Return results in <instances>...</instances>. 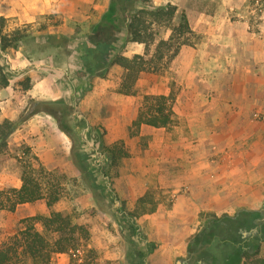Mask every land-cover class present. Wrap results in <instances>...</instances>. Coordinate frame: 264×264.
<instances>
[{"label": "crops", "instance_id": "0c3cea01", "mask_svg": "<svg viewBox=\"0 0 264 264\" xmlns=\"http://www.w3.org/2000/svg\"><path fill=\"white\" fill-rule=\"evenodd\" d=\"M216 1L218 6L210 11L202 9L201 0L170 1L185 11L191 30L202 35L203 42L196 48L184 46L172 64L183 85L172 107L180 118L179 123L169 131L149 125L140 128L141 136L155 130L166 132L164 138H155L154 142L158 145L156 148H166L169 164L166 175L171 177L165 187L175 193L168 210L160 205L155 212L139 218L141 233L148 236L141 244L136 241L145 254V264H186L180 258L188 260V240L201 230L204 222L201 214L233 216L239 209H260L263 205L264 121L250 117L254 109L264 110V101L261 103L258 98L260 91L261 94L264 91V9L256 14L257 8L251 0ZM255 2L262 4L264 0ZM206 3L211 2L206 0ZM76 5L74 0H0V15L8 22L15 21L25 27L43 16L87 24L96 19L89 9H72ZM53 28L51 33L59 32L58 27ZM88 35L89 32L83 38L74 37L75 43L86 41ZM71 38L68 37L69 43ZM127 49H135L133 55L144 52L140 43H129ZM20 54L22 50L16 51L17 56ZM82 54L81 50L71 51L63 65L52 69L56 72L51 78L55 82L67 76L70 88L64 93L60 87L55 91L43 89L50 78L37 79L38 66L21 59L23 66L18 69L31 78V88L25 91L27 98L46 101L65 95L67 100L75 99V92L85 88L89 81V75H78L83 71ZM186 58L189 61L185 68L178 69V64L184 65ZM193 61H198L201 70L190 69ZM203 71L212 73L215 80L211 88L207 86L211 91L207 99L206 92L194 88L190 82L201 79L199 74ZM151 77L155 82L149 87V93L168 96L171 92L168 79L158 85L156 75ZM10 86L0 88L1 104L8 101L4 95L11 92ZM82 102L87 117H77L78 132L89 130V93ZM139 108H135L130 123L136 120ZM179 164L181 169L176 167ZM151 242L156 247L148 251Z\"/></svg>", "mask_w": 264, "mask_h": 264}, {"label": "rangeland", "instance_id": "374dc122", "mask_svg": "<svg viewBox=\"0 0 264 264\" xmlns=\"http://www.w3.org/2000/svg\"><path fill=\"white\" fill-rule=\"evenodd\" d=\"M151 1L158 6L171 3L172 0ZM251 1H254V6L257 8L256 14H259L260 10L264 9V3ZM74 2L77 5L72 9L83 11L89 9V13L95 15L96 19L87 24L85 22H68L63 17L43 16L35 24H29L26 27L25 25H18L15 21L7 23L4 33H10L19 28L27 32L28 37L24 40L26 47L20 45L18 49L22 50L20 56H17L16 50L13 49L6 52L0 50V62L11 75L10 88H12L11 92L4 95L8 101L0 103V123L4 119L19 122L31 101H40L28 99L26 96L25 91L31 88V78L21 72V69H18L19 66H23L20 62L21 59L25 62L27 59L31 66H38V69L35 70L37 79L41 77L50 78L43 89L55 91L57 87H60L64 93L70 88L65 75L58 82L51 79L53 78L52 75L56 74L52 69L63 65L65 56L71 51L82 50L81 41L75 43L74 37H85L90 32L91 26L108 12L111 0H74ZM209 2H211L210 5L206 3V0H201L202 9L210 11L213 6H218L216 0H209ZM175 5L179 11L172 22L173 26L179 24L181 15L185 13L177 4ZM222 8L223 6L220 10ZM64 24L68 32H65ZM49 27H52L51 30H48ZM53 27H58L59 32L51 33ZM72 33L73 35L70 36ZM152 33L155 43L142 44L144 46L143 55L147 51L148 56H152L158 42L161 39L167 40V35L168 38L171 36L170 29L158 25L153 26ZM47 35L57 37L54 41V47L38 44V41L45 42ZM68 37H72L73 40L67 45L63 39ZM186 37L189 38L190 43L188 42L189 44L184 46L196 48L203 42L202 35L194 33L193 36L188 35ZM69 45L72 46V49H69ZM127 45L122 53L124 56L127 53L128 57H132L135 49L129 50ZM184 46L180 48V51ZM165 54L166 57L158 64L156 72H145L143 77L137 80L134 95L123 97L118 92L125 70L119 66H113L104 78L89 77L88 85L81 91L75 92V99L67 100L63 95L56 100L44 101L64 100L65 103L71 104L75 108L77 119V117H87L82 110V101L89 93V130L79 131V134L84 149L90 155L91 169L104 186L107 201L103 204H98L95 201L79 171L73 165L71 143L66 136L60 133L57 122L51 115L40 113L21 123L19 128L9 137L6 152L0 154V191L21 186L22 165L29 160L25 156V151L27 147H30L31 151L39 157L47 172L42 179L44 193L55 191L60 194V198L52 206H48L47 198L44 197L36 202L20 205L14 212L0 210V245L25 227L24 219L34 216H49L52 212H60L68 216L73 223L86 226L90 235L86 241V248H80L78 252L74 251L71 254H54L52 264H70L71 259L76 264H131L127 257L129 240L138 241L141 244L142 241H145L144 238H148L146 234L141 233V227L138 225L141 216L137 218L132 215L138 200L148 194L153 198L157 207L162 205L160 207H165L168 210L175 195L165 187L171 177L170 174L166 175L169 166L166 161V148H156L158 145L154 142L155 138H164L166 132L155 130L154 133L147 132L146 135L141 136V127L136 129L131 127L132 122L130 123L135 108L143 104L147 95H151L149 87L155 82L151 80L153 75H156L158 85L165 81V78L168 79L167 84L171 90L168 96L174 99L172 104L174 108V104L177 102V94L183 85L181 84V77L176 75L175 67L172 69V64L177 56L168 59L170 54ZM188 61L189 58H186L184 65L179 63L177 68L182 70ZM190 69L201 70L198 61H193ZM199 76L201 79H192L190 82L192 81L194 88L206 92L205 98L207 99L211 93L207 86L211 88L215 83L213 74L203 71L202 75L199 74ZM258 98L261 99V103L264 101V91L262 94L260 91ZM5 99L3 100L6 101ZM173 112V122L165 127L166 131L179 123L180 118L175 111ZM250 118L263 122L264 110L254 109ZM76 121L74 120V123ZM131 132H134L135 135H131ZM118 141L124 142L129 151V156L123 158L116 167H110L108 158L101 153V144L110 146ZM214 150L216 149L213 148ZM176 167L181 169L180 164ZM146 206L149 207L150 205L147 204ZM263 209L264 201L260 210ZM210 215L213 214H201L202 221ZM36 228L40 232H45L40 223L36 224ZM48 238L52 239L53 234H48ZM155 244L151 242L149 246L155 249ZM262 252L264 253V245ZM23 260L21 264H30L29 260ZM180 260H184V258H180Z\"/></svg>", "mask_w": 264, "mask_h": 264}, {"label": "trees", "instance_id": "16d2710c", "mask_svg": "<svg viewBox=\"0 0 264 264\" xmlns=\"http://www.w3.org/2000/svg\"><path fill=\"white\" fill-rule=\"evenodd\" d=\"M177 11V6L171 3L157 6L151 0H111L108 12L91 26L86 41L81 42L83 71L78 73L79 77L89 75L104 78L110 68L119 66L125 70V75L118 92L134 95L135 84L142 73L156 72L158 64L166 57L165 53L170 54L168 59H173L182 46L190 43L186 36H193L194 32L186 14L181 15L177 26L172 25ZM7 23V18L0 15V50L17 51L20 45L26 47L24 40L28 37L27 32L17 28L10 33H4ZM157 25L170 29L171 36L158 42L152 56H148L147 51L144 55L134 54L130 58L123 55L122 51L128 43H155L152 29ZM56 38L54 35H47L45 42L38 41V44L54 47ZM63 42L68 45L69 39H63ZM10 81V73L0 62V88L8 87ZM173 102L171 96L147 95L131 127H167L174 119ZM40 113L51 115L56 120L58 129L71 143V161L83 182L98 204L105 203L107 197L104 186L91 169L90 155L84 149L81 136L75 127L76 110L64 100H33L19 122L4 119L0 123V154L6 152L9 137L21 123ZM130 134L135 135L134 132ZM101 153L108 158L110 167H116L123 158L129 156L123 141L110 146L101 144ZM25 156L29 160L22 165V184L19 188L0 191V210L14 212L18 206L44 197L47 198L48 206H52L60 198V194L55 191L44 193L42 179L47 172L30 147L26 148ZM147 204L150 206L147 207ZM156 209L153 198L146 194L138 200L132 215L138 218L153 213ZM24 223V228L1 243L0 264H21L23 259L29 260L30 264H52L54 254H71L87 247L86 241L90 234L86 226L73 223L60 212H52L49 216L29 217L24 219ZM38 223L42 224L45 232L37 230ZM50 233L53 234L52 239L48 238ZM263 245V210L241 209L233 216L210 215L204 220L201 230L188 240V260L182 261L186 264H264ZM150 249L153 247L149 246L148 251ZM127 257L131 264H144L145 254L134 240H129ZM70 264L76 263L71 259Z\"/></svg>", "mask_w": 264, "mask_h": 264}, {"label": "water", "instance_id": "95a60500", "mask_svg": "<svg viewBox=\"0 0 264 264\" xmlns=\"http://www.w3.org/2000/svg\"><path fill=\"white\" fill-rule=\"evenodd\" d=\"M263 211H264V209H263Z\"/></svg>", "mask_w": 264, "mask_h": 264}]
</instances>
